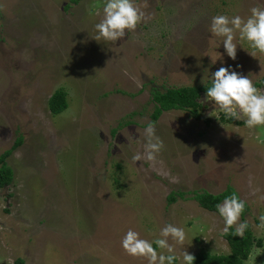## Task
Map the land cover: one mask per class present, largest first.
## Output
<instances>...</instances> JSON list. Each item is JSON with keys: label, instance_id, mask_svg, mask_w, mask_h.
I'll use <instances>...</instances> for the list:
<instances>
[{"label": "rangeland", "instance_id": "374dc122", "mask_svg": "<svg viewBox=\"0 0 264 264\" xmlns=\"http://www.w3.org/2000/svg\"><path fill=\"white\" fill-rule=\"evenodd\" d=\"M100 3L0 0V156L21 139L0 187V264H146L121 237L133 228L151 239L166 223L185 227L189 253L227 254L222 221L194 198L227 187L263 243L244 264H264V128L203 104L200 119L179 109L152 118L154 90L205 85L204 69L221 66L211 65L224 53L211 17L247 16L257 0H137L145 20L116 43L93 39ZM242 47L226 64L264 88V55ZM57 90L67 108L52 114ZM149 121L165 145L155 167L131 159Z\"/></svg>", "mask_w": 264, "mask_h": 264}, {"label": "clouds", "instance_id": "9594fccd", "mask_svg": "<svg viewBox=\"0 0 264 264\" xmlns=\"http://www.w3.org/2000/svg\"><path fill=\"white\" fill-rule=\"evenodd\" d=\"M95 15L99 17L94 24L93 39L97 42L116 43L145 20V12L137 0H101ZM208 31L211 37L220 38L224 53L211 58V65H216L217 61L221 65L215 71L204 69L209 72L208 87L200 104L209 108V113L216 112V119L222 115L228 121H243L248 129L264 128V88H258L249 75L238 71L240 65L233 67L224 60L226 55L235 61L238 47L243 48L245 42L252 50L249 52L252 57L264 55V0H257L247 16L226 13L212 16ZM143 138V151L134 153L131 159L134 163L143 161L155 167L165 146L157 134L155 121L147 123ZM172 180L175 182L176 178L172 177ZM246 205L247 201L236 191L225 195L222 202L216 204V214L223 223L222 236L230 232L240 238L245 236L249 222L241 220V216ZM257 219V228H264V214ZM151 235L153 238H146L140 231L129 228L122 235L120 246L128 256L146 264H194V255L183 247L188 239L184 226L166 223L159 227L158 233ZM177 246L182 250L178 251Z\"/></svg>", "mask_w": 264, "mask_h": 264}, {"label": "trees", "instance_id": "16d2710c", "mask_svg": "<svg viewBox=\"0 0 264 264\" xmlns=\"http://www.w3.org/2000/svg\"><path fill=\"white\" fill-rule=\"evenodd\" d=\"M261 86H264V83ZM207 87L208 83L202 86L173 87L165 91L154 90L152 92V98L156 106L152 113L153 120H156L162 112L172 109L187 110L195 119H200L202 111L200 98L205 94ZM48 107L52 114H59L64 111L67 108L65 92L63 90L55 91L48 100ZM20 142L21 139H18L12 148L17 147ZM11 149L5 151L0 156V186L9 185L12 180V170L8 167L5 160L6 156L11 152ZM233 191L234 189L232 187H227L218 194L208 192L196 193L194 198L202 208L216 212V204L222 202L224 196ZM170 199L173 200V197ZM247 208L246 205L245 212L241 216L242 218H244ZM223 237L229 245V253L211 254L200 250L193 254L195 257L194 264H244L252 248L254 246L261 247L263 244L261 240L254 238L250 225L243 238L235 236L233 232Z\"/></svg>", "mask_w": 264, "mask_h": 264}, {"label": "flooded vegetation", "instance_id": "af4514ba", "mask_svg": "<svg viewBox=\"0 0 264 264\" xmlns=\"http://www.w3.org/2000/svg\"><path fill=\"white\" fill-rule=\"evenodd\" d=\"M7 186H8V185H3V186H0V187H1V189L3 190V192H4V190L7 188ZM0 194H2V192H0Z\"/></svg>", "mask_w": 264, "mask_h": 264}]
</instances>
